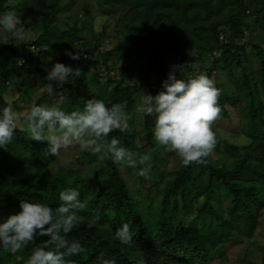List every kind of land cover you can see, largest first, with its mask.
I'll return each mask as SVG.
<instances>
[{"label": "trees", "instance_id": "trees-1", "mask_svg": "<svg viewBox=\"0 0 264 264\" xmlns=\"http://www.w3.org/2000/svg\"><path fill=\"white\" fill-rule=\"evenodd\" d=\"M74 1L0 0V12L14 8L25 27L37 29L23 41L0 38V107L10 104L4 89L11 82L22 84L21 102L43 85L34 103L59 99L67 111L82 110L87 99L83 89L92 87L90 98L97 94L107 104L119 103L128 115L127 129H115L106 139L114 136L128 149L150 155L151 168L141 175L142 166H128L138 172L132 187L120 164L88 151L79 150L72 165L54 164V156H44L48 142L29 139L24 127L17 126L12 141L0 147V220L19 211L25 199L55 208L59 192L73 187L87 207L79 212L82 223L66 239L80 241L85 251L66 257V264H101L104 259L115 264H208L223 253L236 230L251 237L263 221L264 0H93L110 19L116 38L103 49L104 32H93L91 24L79 26L78 15L67 13ZM64 49L80 51V58L71 59ZM48 55L51 64L79 66L81 77L60 86L51 81L55 92L49 94L43 66ZM21 57L25 60L19 65ZM114 64L119 71H113ZM173 64L185 65L184 79L207 74L221 90L219 117H237L232 131L222 129L219 117L213 122L217 144L206 163L181 164L175 152L155 141L154 116L135 110L134 96L141 91L155 95ZM225 132L241 137L242 144L223 137ZM123 223L132 234L128 245L113 238ZM47 239L36 236L14 254L0 246V264H25L35 248L51 247ZM243 260L264 264V252L259 260Z\"/></svg>", "mask_w": 264, "mask_h": 264}, {"label": "clouds", "instance_id": "clouds-1", "mask_svg": "<svg viewBox=\"0 0 264 264\" xmlns=\"http://www.w3.org/2000/svg\"><path fill=\"white\" fill-rule=\"evenodd\" d=\"M25 37V25L17 11L12 8L0 12V38L4 43L13 39L23 41ZM64 54L75 60L80 58L81 52L64 49ZM24 60L25 57L17 58V63L21 65ZM184 66L171 65L166 79L161 81L162 89L155 95L143 92L138 110L154 116L155 141L175 152L180 163L186 166L206 163L205 158L217 144L212 125L221 112L217 103L221 90L205 73L182 78ZM45 71L49 94L55 92L51 81H56V86L74 83L82 73L79 66L63 62H54ZM176 71L181 72L179 78ZM22 119L29 139L48 142L45 157H57L61 149L76 145L81 151L96 154L100 160L110 158L115 164L133 168L142 166L139 169L141 175L151 168L150 155L128 149L114 136L106 139L111 131H124L128 127V115L119 103L107 104L102 99L90 98L84 101L82 110L71 111L58 105L33 103ZM17 125L18 117L12 105L0 107V147L12 141ZM79 196L76 188H64L59 192L60 204L55 208L48 203L21 200L19 211L0 220V246L14 254L34 237L47 236L45 244L51 247L35 248L25 264H66V257L85 251L80 241L66 239L70 230L82 223L79 212L87 207ZM96 220L89 223L95 224ZM113 238L122 244H130L129 224L118 227ZM101 264H115V261L104 259Z\"/></svg>", "mask_w": 264, "mask_h": 264}, {"label": "rangeland", "instance_id": "rangeland-1", "mask_svg": "<svg viewBox=\"0 0 264 264\" xmlns=\"http://www.w3.org/2000/svg\"><path fill=\"white\" fill-rule=\"evenodd\" d=\"M88 4V14L85 17L84 16V6L85 3ZM67 13L70 14H77L79 18L78 25L83 26L88 24L92 25L93 32H100L103 31L104 35L103 38L100 40V46L99 49L103 48H110L114 42L116 41V38L113 37L111 34V29L109 28L108 24H110V19L104 15H101V13L98 11L97 6L93 0H75L71 6V8L67 11ZM259 27H254L253 35L258 30ZM36 26L31 25L29 27H25L26 31V37L24 40L31 38L33 35L36 34ZM248 33V32H247ZM166 46V43H165ZM47 63H43V66L45 68H49L51 66V56L48 55L47 57ZM201 64V62H199ZM198 65V64H197ZM115 67L113 71H119V69L116 68L115 64L113 65ZM137 73H134L136 75ZM40 79L39 77H37ZM125 80L127 82H131V77L127 76L125 77ZM38 85V84H37ZM45 87L38 86L34 87L31 95L26 101L21 102L19 100L20 95L22 94V84H15L10 83V85H7V87L4 89L5 97L10 100V104L12 105L14 111L17 113L18 117V125L19 127H24V124L22 123L21 117L25 114V112L29 109L30 105L33 104L37 97L40 95L41 92ZM93 92L92 87H86L83 89V97L90 99L89 93ZM143 92L146 93V91H141L139 94H136L134 97L137 99L135 106V110H138V104L140 103V99L143 95ZM100 95H94L92 98H100ZM86 99L82 100V104H84V101ZM17 103L18 107L13 106V103ZM58 101L56 99H51L49 101L48 105H58ZM66 109V108H62ZM67 111V110H66ZM140 114H143L141 111H139ZM230 119L221 118L219 117L218 124L222 127V129L227 130H233V128L237 125V117L234 113H232ZM142 115H139V120L141 119ZM223 137L233 140L234 142H237L239 144H242L243 140L241 137H231L229 133H221ZM80 149L78 146L73 145L64 149H61L60 154L57 157H53L54 164L55 162L64 163L67 165H72L75 155L78 153ZM93 164L89 165L88 167L92 166ZM121 172L126 178L129 185L136 186V182H138V172L134 171L133 169H129L128 166H120ZM85 170V169H84ZM156 176H153L151 179L153 181L156 180ZM155 196H157V193L155 192ZM261 219L263 221L259 222L256 226L253 234L251 237H246L244 233L240 231V229L236 230L234 233L233 238L229 242V244L224 248L223 253L217 256H213L212 259L208 262V264H245L243 261L244 257H248L251 260H259V257L262 252H264V207L262 209Z\"/></svg>", "mask_w": 264, "mask_h": 264}]
</instances>
